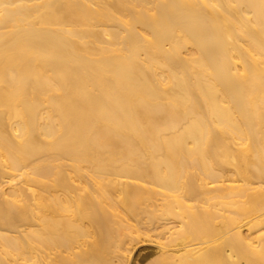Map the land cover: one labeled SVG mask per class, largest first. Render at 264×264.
Instances as JSON below:
<instances>
[{"label":"bare ground","instance_id":"obj_1","mask_svg":"<svg viewBox=\"0 0 264 264\" xmlns=\"http://www.w3.org/2000/svg\"><path fill=\"white\" fill-rule=\"evenodd\" d=\"M0 264H264V0H0Z\"/></svg>","mask_w":264,"mask_h":264},{"label":"rangeland","instance_id":"obj_2","mask_svg":"<svg viewBox=\"0 0 264 264\" xmlns=\"http://www.w3.org/2000/svg\"><path fill=\"white\" fill-rule=\"evenodd\" d=\"M154 251V248H153V245L150 243H146L143 245V248L136 252V255L137 257H145V256H148V255H151Z\"/></svg>","mask_w":264,"mask_h":264}]
</instances>
